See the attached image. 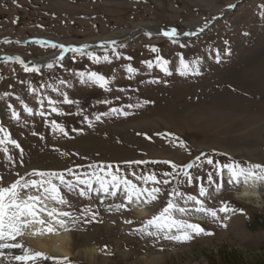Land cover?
<instances>
[{"label": "rangeland", "instance_id": "rangeland-1", "mask_svg": "<svg viewBox=\"0 0 264 264\" xmlns=\"http://www.w3.org/2000/svg\"><path fill=\"white\" fill-rule=\"evenodd\" d=\"M142 27L156 34L137 31ZM173 28L181 37L191 30L197 35L174 43L162 34ZM44 38L92 44L66 54L65 48L35 41ZM54 53L64 57L43 66L33 63ZM158 56L168 62L170 75L159 66ZM181 60L196 71L181 75ZM89 72L103 75L108 84L85 83L79 74ZM65 98L73 102L65 103ZM53 121L67 135L54 129ZM0 128V139L20 145H0L8 149L0 150L2 187L39 179L30 175L33 171L63 172L73 180L68 169L83 176L91 173L90 165L111 164L140 187L161 189L154 204H144L157 208L153 215L167 205L173 189L183 194L176 197L180 207H199L185 203L191 195L217 213L174 212L176 219L199 224L204 233L168 239L137 231L149 218L136 219L132 204L119 208L128 203L121 193L81 196L83 185L70 191L54 181L67 203L45 200L48 209L79 218L70 229L97 248L96 264L104 259L140 264L141 258V264H153L152 254L162 256L161 264H264V184L259 183L261 203L240 199L244 184H229L227 169L221 172L216 166H264V0H0ZM131 161L147 163H127ZM187 164L193 166L184 168ZM153 173L170 183L137 179ZM21 194L41 193L25 189ZM224 206L229 211H222ZM107 226L112 234L98 232ZM43 232L41 226L38 233ZM17 239L29 245L23 235ZM10 249L13 255L22 251ZM119 250L129 254L127 260L120 259ZM4 251L0 248L1 254L8 252L0 259L12 250Z\"/></svg>", "mask_w": 264, "mask_h": 264}, {"label": "snow or ice", "instance_id": "snow-or-ice-1", "mask_svg": "<svg viewBox=\"0 0 264 264\" xmlns=\"http://www.w3.org/2000/svg\"><path fill=\"white\" fill-rule=\"evenodd\" d=\"M229 7H232L231 5ZM207 27V25H205ZM204 29L201 28L200 31ZM163 36L168 37L174 43L177 42L175 38L178 37L177 30L175 28L170 31H164ZM185 36H194L197 35L195 32H186ZM38 43L44 44V41H37ZM113 45L116 44L115 41L111 42ZM53 48L59 47L64 48L63 45H51ZM87 47V46H84ZM73 52H83L82 48H71L68 49ZM153 52H158V49L153 47L151 49ZM12 59V58H8ZM19 60V58H16ZM62 59V57H61ZM92 59L96 62H99L101 57L92 56ZM104 60H108L107 56L103 57ZM159 66L167 73L171 74L166 67L167 61L163 60L162 57H157ZM23 63V61H19ZM52 67L51 64L48 65ZM196 71V69H190L188 63L181 60L180 64V74L185 75L188 71ZM25 71H39L36 68L25 67ZM129 72L135 71L133 68H128ZM82 78L86 77L85 83L92 82L94 84H99L100 87H105L108 84L107 79L96 72L89 73H80ZM63 83V81H62ZM65 103H72L73 101L65 98ZM50 103H55V101H50ZM29 111H31L29 109ZM52 111H58L56 108H53ZM117 109H112V112H117ZM43 115V113H41ZM106 115V114H105ZM97 119L100 117L97 116ZM53 128L58 129L61 133L67 135L65 129L53 121ZM0 131H4L0 128ZM11 143L15 145L16 148H20V145L14 140L5 141L0 139V145L5 143ZM7 153L8 149L5 147L0 149ZM21 154L23 149H20ZM8 159L11 160L12 157L9 155ZM199 159V157L197 158ZM129 164H141L147 163V161H131L127 162ZM153 163H156L153 161ZM163 163L171 164L173 169H180L181 166L171 162L164 161ZM208 164H213L211 159L207 160ZM192 164L184 165V168H191ZM220 171L223 172L224 169H227L229 173V184L239 185V184H256L257 182L264 184V166L259 164L249 165L247 167L241 166L237 163H228L223 166H219ZM92 171L91 173H85L83 176L77 174L72 169H68L67 172L69 175L74 177L73 180H68L65 178L63 172H42V171H33L30 175L33 177H39V179L25 180L24 183H21L20 180L15 181L11 184L10 187L0 186V248H19L22 250L21 255H16L12 259L19 262V264H44L46 261H54V264H70L66 257H52L46 253L34 251L26 245L21 244L18 241V237L24 234V229L26 227L38 224L43 227V231L52 234L57 229L56 226L65 230H71L70 226L74 227L78 223L79 218L73 216L67 211H59L56 208L48 209L45 200H55L59 204H66L67 201L60 195L59 187L54 181H59L61 185L66 186L70 191L77 188L79 185L84 187L80 188L79 195L86 196L90 192L103 193L106 196L116 197L118 193L122 194L123 200H126L128 203H121L119 208H127L128 205L133 203L135 204H145L152 205L158 200V194L161 192L159 187H140L136 183H133L131 180L126 177L119 175L120 169L118 166H115V171L113 165H90ZM132 175H136L133 173ZM167 175V174H166ZM185 176H190L188 172H184ZM23 179V178H21ZM137 179L148 184L151 182L153 185L158 184H168L169 180L165 179L163 181L158 180L156 175L149 174L148 176H140ZM2 180V177H0ZM98 185V187H94ZM123 186V187H122ZM25 189H34L39 195H22ZM200 195H206V190L203 186L200 187ZM171 198L168 200L167 205L153 215L151 218L144 222L142 228L137 231L142 233H147L148 235H158L164 234L168 239L175 240H188L191 238L190 233H204V229L199 224L188 223L184 220L176 219L174 212L187 213L189 211H198L206 212L211 216L215 217L217 215L216 211L209 210L203 206V202L197 200L195 196H187L185 203L193 201L199 205L194 209H188L180 207L176 203L177 196H183L182 193L177 192L173 189L170 194ZM118 208V210H119ZM222 211L227 212L229 208L224 206ZM88 211L87 209L85 210ZM95 213H93V216ZM88 222V221H86ZM131 220H126L125 223H132ZM154 229V231H150ZM175 230L179 235H173L172 232ZM2 256V254H0Z\"/></svg>", "mask_w": 264, "mask_h": 264}, {"label": "bare ground", "instance_id": "bare-ground-1", "mask_svg": "<svg viewBox=\"0 0 264 264\" xmlns=\"http://www.w3.org/2000/svg\"><path fill=\"white\" fill-rule=\"evenodd\" d=\"M139 32H143L149 35H154L156 34L152 29L150 28H141L137 29ZM190 32H193L192 30ZM182 37H179L178 39L180 40ZM48 44H56V45H63L64 48L67 50V52H70L71 48H89L92 42L89 43H80L81 45H73V44H67V43H60L58 44L57 42L53 40H48L46 41ZM96 43V42H95ZM87 46V47H84ZM105 47V44L102 45ZM71 53V52H70ZM62 55H59L58 53L51 54L49 56H46L44 59H42L40 64H46L51 61H54L56 59H59ZM238 197L241 199H245L247 201H256L257 203H261L263 201V198L261 196V191H260V186L259 182L256 184H248L243 186L242 192L238 195ZM156 207H146L144 204H132V211L134 212L135 216L137 217L136 219L142 220L146 218H150L156 211ZM41 226L38 224L26 227L24 229V234L23 237L25 238V241L28 242L30 245L29 248L32 247V249H39L40 251L52 256V257H66V258H78L80 260H83L87 263L91 264H96L99 262V255H98V250L96 247H91L89 242L87 241V238L73 233L71 230H65L62 228H59L56 226V231L52 234H49L47 232H43L42 234L38 233V230ZM99 233H104V234H112V231L108 226L105 229H99ZM94 234V233H93ZM131 238L124 237L123 241L125 242H132L130 240ZM28 245V246H29ZM7 250H12L10 253V256L4 257L0 259V264H19L18 261L12 259V257L16 255H21L22 251L19 253L17 252L15 255L12 254L13 249H5ZM1 254V253H0ZM5 254V253H4ZM2 252V255H4ZM8 254V252L6 253ZM5 254V255H6ZM152 254V253H151ZM4 255V256H5ZM118 255L122 261L127 260L129 254L119 250ZM165 260V259H164ZM145 258L140 259V264L144 263ZM151 263L153 264H161L163 262L162 256L160 255H151ZM102 264H109V261L104 259L101 261ZM44 264H51L50 261L44 262Z\"/></svg>", "mask_w": 264, "mask_h": 264}]
</instances>
